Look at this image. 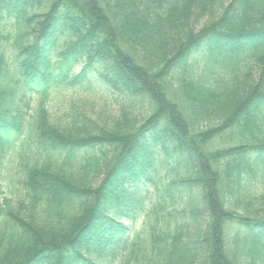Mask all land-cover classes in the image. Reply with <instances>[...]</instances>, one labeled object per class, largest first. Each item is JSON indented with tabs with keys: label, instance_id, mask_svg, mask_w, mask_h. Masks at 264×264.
I'll return each mask as SVG.
<instances>
[{
	"label": "trees",
	"instance_id": "obj_1",
	"mask_svg": "<svg viewBox=\"0 0 264 264\" xmlns=\"http://www.w3.org/2000/svg\"><path fill=\"white\" fill-rule=\"evenodd\" d=\"M209 1L0 0V264H264V0Z\"/></svg>",
	"mask_w": 264,
	"mask_h": 264
},
{
	"label": "rangeland",
	"instance_id": "obj_2",
	"mask_svg": "<svg viewBox=\"0 0 264 264\" xmlns=\"http://www.w3.org/2000/svg\"><path fill=\"white\" fill-rule=\"evenodd\" d=\"M230 2V0H211L209 1L210 3V6L207 8V12L209 13V15H206V16H203V17H200L199 19V22L200 24H203L205 21L211 19V16H217L223 12V10L228 6V3ZM212 14V15H211ZM81 94V93H80ZM83 95V93L80 95V97ZM79 96V93L78 92H75V91H67L63 94H60L58 95V97L63 101H66L68 99H79L78 98ZM53 100H57V99H54V97L52 98L51 102ZM80 101V99L78 100ZM98 104L99 102H96L95 104H92V105H86V106H82V109H86L88 114L89 115H94V113L96 111H98ZM61 105V103H60ZM62 106V105H61ZM64 106H62L63 108ZM92 107V108H90ZM113 109V107H112ZM124 224L126 223L125 220H121ZM141 224V218L138 219V221L135 223V225H133V228H137L139 227V225Z\"/></svg>",
	"mask_w": 264,
	"mask_h": 264
}]
</instances>
